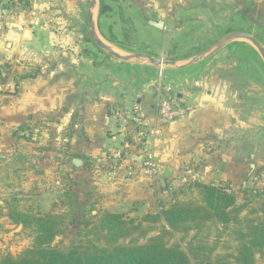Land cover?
<instances>
[{"label": "crops", "instance_id": "crops-1", "mask_svg": "<svg viewBox=\"0 0 264 264\" xmlns=\"http://www.w3.org/2000/svg\"><path fill=\"white\" fill-rule=\"evenodd\" d=\"M68 2L35 3L31 10L24 9V14L11 15L0 9V57L7 66L41 61L55 51H67L70 56L66 64L53 62L47 73L11 77L0 91V171L18 159L23 162L19 168L12 167L18 173L17 191L22 192L19 199L14 198L17 204L28 196L48 211L50 203L63 206L72 193H77L80 201H89L100 210L148 213L155 210L160 193L163 196L164 189L170 190L175 182L230 186L241 178L238 175L246 164L252 169L257 165L255 157L263 149L258 142L264 138L253 137L248 130L263 116L261 111H253V105L257 106L251 99L254 86L250 79L236 80L230 76L232 71L217 78L212 73L203 74L204 64L194 66L190 72H198L196 78L188 75L182 81L164 83L169 95L163 99H172L182 108L175 117L164 118L158 109L162 99L151 89L159 78L141 80L125 94L126 89L111 82L108 73L132 71L126 72L125 64L112 58L95 63L91 56L93 44L83 33L88 0ZM247 3L248 0H103L107 9L100 13L98 27L105 38L118 44L126 42L133 47L135 42L153 55L176 58L174 41L196 30L195 19L204 17L206 7L214 4L228 13H239ZM48 4L57 7L54 13H42ZM129 7L138 10L143 23L149 26L148 20L172 23L171 31L151 26L169 38L161 54L148 50L137 37L132 20L123 14V9ZM64 65L71 70V76H52L51 70ZM162 75L175 78L172 72ZM242 83L247 88H240ZM162 84L160 79L158 85ZM46 124L57 132L67 129L63 139L66 143H23L13 136L15 132L23 135V130H44ZM37 147H41L38 150L43 156H38ZM147 156L152 157L156 168L151 176L140 171ZM9 175L8 171L2 175L0 172V181L8 180ZM4 201L5 194L0 190V208ZM0 225L4 229L12 225L5 210L0 215Z\"/></svg>", "mask_w": 264, "mask_h": 264}, {"label": "rangeland", "instance_id": "rangeland-1", "mask_svg": "<svg viewBox=\"0 0 264 264\" xmlns=\"http://www.w3.org/2000/svg\"><path fill=\"white\" fill-rule=\"evenodd\" d=\"M50 1V0H48ZM66 1V0H65ZM68 4L74 3V0H68ZM103 1V0H101ZM47 3V0H0V9L4 11H9L11 15L15 13H23V10H31L32 5L35 3L43 4ZM67 4V2H66ZM48 4L47 7L43 8L44 11L42 13H54L56 9L51 8ZM64 5L61 4L60 8L63 10ZM38 9V7H37ZM39 10V9H38ZM61 10V13L64 12ZM241 12H236V10H232V12L228 13L227 11L220 10V13L228 18V29H246L247 31H252L256 36L259 35L260 39L264 41V0H248V3L242 5ZM24 14V13H23ZM123 14L132 20V26L136 31L137 37L146 43L147 49L155 54H161L162 49L169 44V38L163 35L162 32L156 31L153 27L143 23L141 20L138 10L133 9L131 7L124 8ZM63 21V20H61ZM129 22H127L128 24ZM67 24V23H66ZM84 36H86V27L83 29ZM193 31L190 30L185 33L182 37H179L178 41H174L175 51L177 56L176 58H181L188 56L196 51H199L205 47H207L211 42H213L216 37H195L193 36ZM109 39V38H108ZM111 39L113 37L111 36ZM128 41V40H127ZM179 43L181 46H179ZM138 44V43H136ZM135 42L132 43V46L136 45ZM122 45L127 46L126 42H123ZM92 58L95 63L105 62L107 60H111L109 56H107L104 52L100 51L95 45H92ZM89 53L86 50V54ZM91 53V52H90ZM45 58L41 61L32 62L25 61L19 63H11L9 65L5 63L4 57H0V91L4 90V86L7 81H11V77H18L20 74H33L35 72H48V68L52 67L53 62L63 61L66 64V60L70 57L69 52H53L52 54H46ZM113 59V58H112ZM212 62L214 64L212 65ZM43 63L45 67L42 69L40 64ZM202 66L203 74H211L215 77H223L227 75L228 71H232L230 76L239 80V78L250 79L253 82L254 89L251 90V99L257 107L253 105V111L257 108L263 109L264 106V96L261 97L260 92L262 88H264V69L261 65L260 60L256 56L253 50L248 48L246 45L241 43H236L228 46L226 49L222 50L217 56H215L214 60L209 61L207 64L205 63ZM194 68V67H193ZM125 71L131 70L134 73V67H129V65H125ZM191 69L187 70V74H189L190 78H193L199 75L198 72H190ZM53 72L52 76H68L71 70H68L66 66L55 68L51 70ZM112 70H110V73ZM113 73V72H112ZM129 73V72H127ZM126 73V74H127ZM70 76L72 74H69ZM15 77V78H16ZM159 81L161 79L160 75L157 76ZM157 78V80H158ZM189 78V79H190ZM159 81H155L153 83V87L151 89H155V93H159L160 98L163 99L169 95V92L165 90L164 83H167V80H164L162 86L158 85ZM4 82L3 85H1ZM158 82V83H156ZM240 88H247L242 85ZM177 90V89H176ZM237 94L240 93V90L236 88ZM260 94V95H259ZM66 108L68 106H65ZM59 122V119H54ZM47 128H44L42 134L40 128L38 130H23L24 134L20 135L15 132L13 135L17 141H21L23 143L29 141H42L43 143H50L51 141H60L61 143H66L64 141V137L67 134L66 132L61 130L58 131L56 129L52 130L51 125H47ZM34 129V128H32ZM79 130V128L77 129ZM239 138V136H237ZM20 139V140H18ZM254 142L253 144H255ZM258 145H262L263 149L259 152L260 156L255 157L257 161V165L252 169L248 164L245 165L244 171L233 184L230 185V189L236 195V199L238 202L247 203L250 202V206H255L258 204V196L257 193H264V140L258 142ZM257 145V146H258ZM45 145H43L44 147ZM64 146V145H63ZM36 148V147H35ZM41 147H37L38 156L41 155L42 151L38 149ZM19 160V159H18ZM13 161L11 162V166H6L5 168H1V175L5 174V171H8L10 175L8 176V180L0 181V190L5 194V201L1 205L0 215H2V211L8 212V209L16 208L22 212H28L30 214H39L44 215L46 213H53L54 215L61 216L59 219L58 225L61 228V233H58L53 241L52 246L56 247L59 250H67L73 244L78 243L79 241H84L85 229L82 226V222L88 220L93 224L98 223L100 215L103 214L104 210H100L94 206L89 201L84 203L82 200L80 201L76 195L77 193H72V196L66 199V203L63 206H56L54 203H50L49 210L46 211L42 209L41 202L33 203L30 197L22 198L23 202L17 204V196L21 195V191L18 193L17 185L19 186V178L18 173L14 171L12 168H19L20 165H23V162ZM256 160L254 162H256ZM246 162L248 160L246 159ZM29 163V162H28ZM26 165V164H25ZM31 165H28L29 168ZM34 173L36 169H33ZM32 170V171H33ZM28 171V170H27ZM199 181H179L175 182V184L171 185L170 190L164 189L163 196H161L162 190H159L160 196L157 198L155 210L152 212H148L150 214H157L161 206L168 203L172 199H177L180 201H187L189 199H193L194 201H201L202 197L199 194L198 189L194 185ZM243 182V183H242ZM222 184V183H218ZM227 185L226 183H223ZM156 185L159 186V181L156 180ZM228 186V185H227ZM160 187V186H159ZM233 187V188H231ZM248 193L246 195L245 193ZM18 193V194H17ZM254 195V196H253ZM256 195V196H255ZM264 196V195H262ZM16 198V200L14 199ZM19 199V198H18ZM32 202V203H29ZM22 208L19 209V207ZM249 206V205H248ZM246 206L241 212L240 216L247 215L248 217L255 216V213L251 212V209ZM32 208V209H31ZM4 209V210H2ZM129 212H123L122 215L125 218H132L137 221L142 219L143 216L147 213L141 214H128ZM12 222V221H11ZM144 223V221H143ZM165 224V221L160 218L158 222L145 223L144 233L139 234L135 233L134 237H138V242L143 243L150 236L160 234L162 225ZM1 226V225H0ZM91 224L87 227L90 228ZM235 228L231 226L228 230L221 227L220 224H215L212 222L206 223V225L201 226V228L192 229L189 232L182 231H173L169 234H165L163 239L167 242V244L177 243L179 246L189 255L191 262H199L200 264H235L234 258L231 254H234V249L238 244L237 234L232 229ZM33 233L31 232L30 227L23 228L21 224L12 223L11 226L7 228L0 227V254H11L18 255L24 249L28 248L32 245L33 242ZM93 240L94 244H104V239L95 238V236L90 235L89 237ZM256 264H264V253H256L255 255Z\"/></svg>", "mask_w": 264, "mask_h": 264}, {"label": "trees", "instance_id": "trees-1", "mask_svg": "<svg viewBox=\"0 0 264 264\" xmlns=\"http://www.w3.org/2000/svg\"><path fill=\"white\" fill-rule=\"evenodd\" d=\"M107 9L101 5V13ZM173 55L170 51L169 57ZM1 68V67H0ZM32 74L20 78L33 77ZM201 201L172 199L161 206L157 214L147 213L137 221L125 218L122 213L104 210L99 221L92 225L82 222L85 240L73 244L67 250L52 246L54 237L61 233L58 225L61 216L44 215L8 209L6 216L14 224L30 227L32 245L18 255L0 254V264H200L191 262L189 255L177 243L167 244L165 234L173 231L189 232L212 222L228 230L231 226L237 234L238 244L234 249L235 264H256V253H264V193L258 194V204L241 203L225 184L196 182ZM248 195V193H245ZM254 196V195H253ZM256 196V195H255ZM249 205V206H248ZM248 206L255 216H240ZM162 218L165 224L160 234L150 236L139 243L135 233H144L145 223H155ZM144 221V223H143ZM91 224L90 228H87ZM90 235L104 239V244H94Z\"/></svg>", "mask_w": 264, "mask_h": 264}, {"label": "water", "instance_id": "water-1", "mask_svg": "<svg viewBox=\"0 0 264 264\" xmlns=\"http://www.w3.org/2000/svg\"><path fill=\"white\" fill-rule=\"evenodd\" d=\"M101 5V0H88L86 36L93 45L107 56L136 68L134 73L130 74H123L118 71L110 73L109 70L108 78L118 87L126 89L125 94H129L137 82L141 80H157L158 75L161 76L162 82L164 80H167V82L182 81L189 75L186 72L187 70L194 66L208 63L222 50L236 43L244 44L253 50L264 69V42L247 30L228 29V18L223 16L220 13V9L215 7L214 4L206 7L204 17L195 19V23L198 25L192 34L195 37H216V39L207 47L181 58L159 57L146 52L139 44L135 43L136 45L133 47H125L105 38L98 27ZM148 23L155 28L165 29L166 31L173 29L170 21L164 23L162 20H148ZM166 72L175 73V78L173 80L164 78L162 74ZM260 94L261 97L264 96V88H262ZM256 110L261 111L263 117L258 124L249 128L248 132L250 131L253 137L258 136L259 139H262L264 138V106L263 109L256 108Z\"/></svg>", "mask_w": 264, "mask_h": 264}, {"label": "built area", "instance_id": "built-area-1", "mask_svg": "<svg viewBox=\"0 0 264 264\" xmlns=\"http://www.w3.org/2000/svg\"><path fill=\"white\" fill-rule=\"evenodd\" d=\"M159 113L162 117L171 119L177 114L181 113V105L175 104L172 99H162L158 103ZM155 164L151 156H147L145 160L142 161L140 166V171L148 175H153L155 173Z\"/></svg>", "mask_w": 264, "mask_h": 264}]
</instances>
